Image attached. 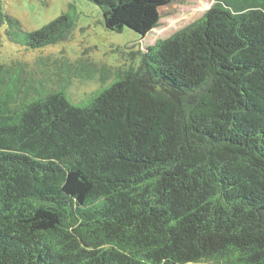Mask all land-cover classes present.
Instances as JSON below:
<instances>
[{
	"label": "trees",
	"instance_id": "1",
	"mask_svg": "<svg viewBox=\"0 0 264 264\" xmlns=\"http://www.w3.org/2000/svg\"><path fill=\"white\" fill-rule=\"evenodd\" d=\"M214 1L81 104L0 66V264H264V0Z\"/></svg>",
	"mask_w": 264,
	"mask_h": 264
},
{
	"label": "rangeland",
	"instance_id": "2",
	"mask_svg": "<svg viewBox=\"0 0 264 264\" xmlns=\"http://www.w3.org/2000/svg\"><path fill=\"white\" fill-rule=\"evenodd\" d=\"M214 3L143 0L115 23L89 0H0V11L16 19L26 32L41 28L61 14L73 23L58 42L25 49L4 35L5 21L0 26V66L10 67L9 73L20 68V82L38 88H61L73 104H81L118 79L129 65L137 64L138 53L147 45L187 27Z\"/></svg>",
	"mask_w": 264,
	"mask_h": 264
}]
</instances>
